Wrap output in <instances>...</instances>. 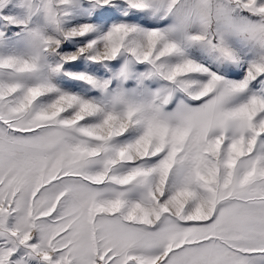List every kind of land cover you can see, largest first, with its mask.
Segmentation results:
<instances>
[{"label":"snow or ice","instance_id":"6c2138e0","mask_svg":"<svg viewBox=\"0 0 264 264\" xmlns=\"http://www.w3.org/2000/svg\"><path fill=\"white\" fill-rule=\"evenodd\" d=\"M0 264H264V0H0Z\"/></svg>","mask_w":264,"mask_h":264}]
</instances>
